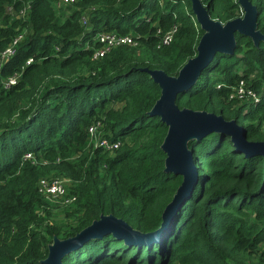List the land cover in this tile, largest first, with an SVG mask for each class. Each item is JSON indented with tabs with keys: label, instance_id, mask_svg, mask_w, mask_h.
<instances>
[{
	"label": "trees",
	"instance_id": "1",
	"mask_svg": "<svg viewBox=\"0 0 264 264\" xmlns=\"http://www.w3.org/2000/svg\"><path fill=\"white\" fill-rule=\"evenodd\" d=\"M201 1L221 22L241 15L238 0ZM251 2L264 34V0ZM173 26V40L161 45ZM100 32L129 34L136 44L93 59ZM18 33L0 74V264H44L54 237L73 236L107 214L141 233L158 232L138 242L102 234L61 264H264V155L238 151L224 131L188 141L196 180L162 227L182 176L165 171L167 126L150 115L160 88L143 69L176 75L196 53L203 31L190 0H75L66 7L0 0V49ZM13 74L16 84L5 87ZM239 80L256 100L229 98ZM176 103L233 119L249 141L264 142V41L236 33L233 51L215 52ZM94 120L104 137L120 141L117 149L92 147L87 127ZM42 177L65 178L75 200L47 198L37 184Z\"/></svg>",
	"mask_w": 264,
	"mask_h": 264
},
{
	"label": "water",
	"instance_id": "2",
	"mask_svg": "<svg viewBox=\"0 0 264 264\" xmlns=\"http://www.w3.org/2000/svg\"><path fill=\"white\" fill-rule=\"evenodd\" d=\"M190 2L192 13L203 31L196 46V53L185 61L176 75H167L161 69H143L160 88V95L154 102L150 115L158 116L167 126L161 144L166 155L165 171L182 176V181L171 202L163 211L162 227L170 217L171 211L196 180L197 171L192 160V152L188 148L189 140L199 138L215 129L228 134L238 151L246 155H264V142L249 141L246 138L245 128L238 125L235 120H226L222 115L206 110L179 107L176 103L177 95L195 83L215 52L233 51L236 33L249 37L255 45L264 41V34L257 28L258 10L251 0H238L241 15L221 22L210 17L207 5L201 0H190ZM157 232L141 233L112 214L100 215L73 236L63 239L54 237L48 245L47 256L43 263L61 264L64 254L102 234L112 233L119 238L138 242L156 235Z\"/></svg>",
	"mask_w": 264,
	"mask_h": 264
},
{
	"label": "built area",
	"instance_id": "3",
	"mask_svg": "<svg viewBox=\"0 0 264 264\" xmlns=\"http://www.w3.org/2000/svg\"><path fill=\"white\" fill-rule=\"evenodd\" d=\"M57 7H66L71 5L75 0H54ZM29 9L28 5L19 10V17H25L27 10ZM7 10L10 11L11 7H7ZM87 18H81V23L85 24ZM176 27L173 26L166 32H164L160 37V44L167 45L173 40L174 32ZM160 30L157 31L159 33ZM23 33H18L9 44H7L3 49H0V74L2 66L11 58V56L16 51L17 43L21 40ZM97 46L94 48L92 53L93 59H98L109 53L113 48L120 45H135V39L127 34H117L115 32H100L96 35ZM32 58L27 59L26 64H30ZM18 79L17 74L9 76L4 81V86L8 87L10 85L16 84ZM230 99H239L249 98L252 100L257 99L256 93L249 88L244 80H239L236 84L233 85L231 93L229 95ZM102 122L100 120L92 121L87 127L88 138L93 148H102L107 151H114L120 145L119 140H111L110 138L104 137L102 132ZM25 158H31V153H26ZM38 188L42 194L47 198L57 201L61 204L68 205L75 200V196L67 195V180L60 177L48 178L42 177L38 180Z\"/></svg>",
	"mask_w": 264,
	"mask_h": 264
},
{
	"label": "rangeland",
	"instance_id": "4",
	"mask_svg": "<svg viewBox=\"0 0 264 264\" xmlns=\"http://www.w3.org/2000/svg\"><path fill=\"white\" fill-rule=\"evenodd\" d=\"M61 178V177H60ZM65 179V178H64ZM67 183H68V181H67ZM61 210L59 209L58 211H57V213H59ZM59 220L61 219L60 217L58 218Z\"/></svg>",
	"mask_w": 264,
	"mask_h": 264
}]
</instances>
